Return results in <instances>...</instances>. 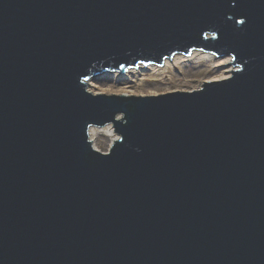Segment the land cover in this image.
Instances as JSON below:
<instances>
[{
    "label": "water",
    "instance_id": "95a60500",
    "mask_svg": "<svg viewBox=\"0 0 264 264\" xmlns=\"http://www.w3.org/2000/svg\"><path fill=\"white\" fill-rule=\"evenodd\" d=\"M194 50L236 69L88 90ZM0 264H264V0H0Z\"/></svg>",
    "mask_w": 264,
    "mask_h": 264
},
{
    "label": "rangeland",
    "instance_id": "374dc122",
    "mask_svg": "<svg viewBox=\"0 0 264 264\" xmlns=\"http://www.w3.org/2000/svg\"><path fill=\"white\" fill-rule=\"evenodd\" d=\"M134 69L132 68L129 72L124 73L123 77L118 75L120 74L119 72H114L106 74L101 80L92 78L88 81V87L91 86V82H95L98 85L92 88V90L95 89L94 92L91 91L94 94L157 96L174 91H192L200 88L204 81L214 82L221 80H211L219 77L220 69L214 66L211 61L204 59H191L175 66L172 65L162 73L151 68L148 69V67L141 68L139 71H134ZM108 125H111L114 130L113 124ZM103 128L105 126L96 130ZM114 133H116L115 130ZM118 137L119 135L117 134L116 138ZM92 139L94 146L103 152L109 151L114 142L104 132H100V135L97 134Z\"/></svg>",
    "mask_w": 264,
    "mask_h": 264
},
{
    "label": "bare ground",
    "instance_id": "6f19581e",
    "mask_svg": "<svg viewBox=\"0 0 264 264\" xmlns=\"http://www.w3.org/2000/svg\"><path fill=\"white\" fill-rule=\"evenodd\" d=\"M191 59H198V60L204 59V60H207L209 62L211 61L212 63H214V66L219 67V69H220V73L218 75L219 77L211 79L212 81L217 80V79L223 80V79L229 78L231 76L230 72L235 69V67L233 65L225 66L231 62V57H223V58L217 59L211 53H205L204 51H196V50L193 51L191 55H184V54L175 55L173 57V59L166 60L165 65L163 67H159V66L154 65V66H150V68L155 70V71L162 73V72L166 71V69L171 67L172 65L175 66V65H178L182 62L190 61ZM120 77H121V75H120ZM90 85L91 86L88 88V90L94 92L95 89L92 90V88H94L98 85L95 82H91ZM96 129H100V128L93 127L91 129V138H93L97 134L100 135V132H104L106 134V136H109V138L112 139V141L114 139H116V137H117V134L114 133V130H113L111 125H107V126H105V128H103L101 130H96Z\"/></svg>",
    "mask_w": 264,
    "mask_h": 264
}]
</instances>
